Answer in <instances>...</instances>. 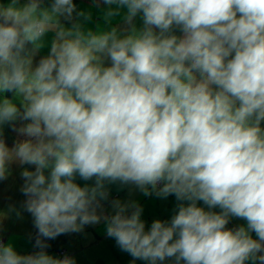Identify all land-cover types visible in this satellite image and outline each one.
I'll list each match as a JSON object with an SVG mask.
<instances>
[{
  "label": "clouds",
  "instance_id": "1",
  "mask_svg": "<svg viewBox=\"0 0 264 264\" xmlns=\"http://www.w3.org/2000/svg\"><path fill=\"white\" fill-rule=\"evenodd\" d=\"M93 4L95 29L73 0H0V180L34 167L21 192L40 249L19 254L0 225V264H77L45 241L101 221L132 264H264V0ZM116 182L175 195V214L146 230L135 201L107 213Z\"/></svg>",
  "mask_w": 264,
  "mask_h": 264
},
{
  "label": "crops",
  "instance_id": "2",
  "mask_svg": "<svg viewBox=\"0 0 264 264\" xmlns=\"http://www.w3.org/2000/svg\"><path fill=\"white\" fill-rule=\"evenodd\" d=\"M7 2V0H5ZM21 2H25V0H21ZM50 3L51 0H48ZM73 2L77 5L78 10H85V11H92L93 13V21L90 23V27L96 28L97 24H103V18L101 13L105 10L107 6L101 4L100 7H95L93 4V0H73ZM123 15V13H122ZM142 20L138 16L135 20V24L140 27L142 26ZM120 25L121 27H124L123 22L121 20V17H116L111 26ZM177 35H182L180 31L176 30ZM51 34H49L50 38ZM49 49L45 48L43 49L40 54L36 57V61L38 62L41 57L48 54ZM110 64V62H108ZM5 137L9 138V132L5 131ZM16 139V135H15ZM10 144V143H9ZM28 167L34 168L33 166L26 165ZM136 188V187H135ZM138 190V188H136ZM146 198H143V197ZM25 197V196H24ZM117 199V198H116ZM119 199V198H118ZM112 201V200H111ZM111 201L105 202L104 204H108L111 206ZM122 201V200H121ZM124 202H132L135 201L139 205H141L144 209L142 219L146 222V230L151 226V223L154 220H164V221H170L171 217L175 214L176 206L178 201L175 198V195H170L167 198H161L156 195L155 192H152L150 195H139L136 198L130 199V201ZM24 203V201L22 202ZM199 205L202 207H205L207 210V206L203 204V202H199ZM112 210L108 211V213H111ZM214 211H221L219 208L214 209ZM18 214H16V217H11L9 220H0V224L9 225L8 230H3L2 233V242L4 244L11 243L17 252L21 254H32L34 252L39 251L40 249L34 247L31 236L32 232L35 229L33 217L32 215L27 212L23 206L19 211L16 210ZM16 219L15 223H13V220ZM103 221H101L99 224H97V228L101 229ZM103 230L105 232L101 233L104 236L103 239H100L101 242L95 244L100 245L101 248V254L96 253L95 251H92V248L90 250L84 249L87 243L92 241L95 236L92 235L91 237L87 236V243H84L82 241L86 236V231L88 230H82L81 232H78L74 237H72L69 233L63 234L58 240V243H53L52 247L49 246L48 248L44 249L47 251L50 255L60 257L57 253L58 247L66 248V253L71 252L72 257L76 259L77 264H132L133 258L126 252L121 251V249L117 246L114 239L109 238L105 231V223ZM246 225V221L240 218H231L229 224L227 225L228 228H236L239 226ZM97 232H100V230ZM102 232V230H101ZM20 234H25V244H22L21 238L19 237ZM254 238L255 233L252 234ZM100 237V236H99ZM98 238V237H97ZM95 240V239H94ZM94 245V246H95ZM22 246H24V249H22ZM55 249V250H54ZM116 252V253H115ZM135 264H148V262L143 260H136ZM162 264H175L174 258L168 259Z\"/></svg>",
  "mask_w": 264,
  "mask_h": 264
},
{
  "label": "rangeland",
  "instance_id": "3",
  "mask_svg": "<svg viewBox=\"0 0 264 264\" xmlns=\"http://www.w3.org/2000/svg\"><path fill=\"white\" fill-rule=\"evenodd\" d=\"M9 126H10V128H9ZM8 128L11 130V132L14 135H16V139H17L18 138L17 132L12 130L11 125L4 126V136L6 134L5 131L8 132ZM16 139L14 141H12V140H10V138H6V141L8 144L10 143L9 145L11 146L16 141ZM24 168H29V167L26 165L19 166L17 164H13L11 166V169H10L11 175L5 180H0V214H5L3 216L2 220H6V219L9 220V218H11L12 216L16 217L17 216L16 214H18L16 212V210L19 211V209H21V207L23 206L22 202L26 200V197H24V195L21 192L22 185L24 184V179L21 177V172L24 170ZM32 170H34V168ZM76 182L79 183L81 186H84L86 184L87 185L94 184L95 181L94 180L85 181V180H82L79 176H77ZM119 184H120L119 182H116V183L108 185V188L110 189V194L112 195L113 198H117V197H114L117 195V193L122 194V192H124V190H126V188L123 189V187H122V190L118 192L117 189H118ZM139 195H144V193L138 189L137 192L135 193V195L133 194L131 197L134 199ZM143 198H146V197L144 196ZM125 199L119 198V200H122V202H124L123 200L130 201V198L125 197ZM104 202H106V201H104ZM104 202H103V206H104V209L106 210V212L112 210L111 206H109L108 204L105 205ZM107 202H109V200ZM15 221H16V219L13 220V223H15ZM103 223H102L101 229L97 228V224L85 226L84 230H88V231H86L87 236L91 237L92 235H94L95 236L94 239H97V237L103 235L101 233L105 234V232L103 230V227H104ZM0 225H2V224H0ZM9 225H11V224H9ZM9 225L3 224L2 225L3 230L4 231H5V229L8 230ZM97 230L98 231L100 230V232H97ZM101 230H102V232H101ZM105 231H106V227H105ZM69 234L72 237H74L76 234H78V232L77 233H69ZM87 236H85V238H84V243H87V241H88ZM19 237L21 238L22 244L24 245L25 244V234H20ZM22 249H24V246H22ZM92 251L93 252L95 251L96 253L101 254L100 245L93 246ZM19 254H21V253H19Z\"/></svg>",
  "mask_w": 264,
  "mask_h": 264
},
{
  "label": "trees",
  "instance_id": "4",
  "mask_svg": "<svg viewBox=\"0 0 264 264\" xmlns=\"http://www.w3.org/2000/svg\"><path fill=\"white\" fill-rule=\"evenodd\" d=\"M12 95V93H9V96H11ZM9 128H10V126H9ZM8 128V132H9V138H10V140H12V141H14L15 140V135L11 132V130ZM122 187H123V189L124 188H126V190H124V192H122V194H120V193H117V195L116 196H114V197H117V198H124L125 199V197H127V198H130V199H132V195L134 194L135 195V193L137 192V190H136V188H135V186L134 185H118V192L119 191H121L122 190ZM128 189V190H127ZM114 194V193H113ZM114 199H116V198H113L112 197V195L110 194L109 195V201H111V200H114ZM126 200V199H125ZM105 203V202H104ZM105 205H107V204H105ZM107 213H108V211H107ZM37 233H38V230L35 228L34 230H33V232H32V236H31V241H32V243H33V245H35V243H36V239H37ZM86 233V232H85ZM63 235V234H62ZM62 235H60V236H58L57 238H55V239H52V240H46L45 242L49 245V246H53L52 244L53 243H58L59 242V238L62 236ZM86 236H87V234H86ZM103 238H104V236H103ZM102 238V236H100V237H98L97 239H95V240H92V241H90L89 243H87L86 244V246L84 247V249H88V250H90L95 244H97V243H99V242H101L100 241V239H103ZM82 241H84V239L82 240ZM55 249H57V253L59 254V256L62 258L65 254H68V255H70V256H72V253L71 252H68V253H66V248L64 249L63 247H58V248H55ZM54 249V250H55Z\"/></svg>",
  "mask_w": 264,
  "mask_h": 264
}]
</instances>
